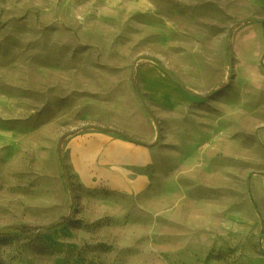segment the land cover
<instances>
[{
  "label": "rangeland",
  "instance_id": "rangeland-1",
  "mask_svg": "<svg viewBox=\"0 0 264 264\" xmlns=\"http://www.w3.org/2000/svg\"><path fill=\"white\" fill-rule=\"evenodd\" d=\"M253 17L252 0H0V264H264V94L232 52ZM112 141L151 151L121 170L142 190L106 176Z\"/></svg>",
  "mask_w": 264,
  "mask_h": 264
},
{
  "label": "crops",
  "instance_id": "crops-1",
  "mask_svg": "<svg viewBox=\"0 0 264 264\" xmlns=\"http://www.w3.org/2000/svg\"><path fill=\"white\" fill-rule=\"evenodd\" d=\"M258 9L264 11V0H252ZM235 56V80L240 85L255 89L260 94H264V26L260 23L248 25L237 32L233 42V51ZM233 55V54H232ZM95 142H105L104 137L99 136ZM113 145H107L110 148L115 146L120 148L123 157L110 158V166L115 169L105 167L106 176L120 177L122 189L136 192L142 190L148 184V178L145 175H138L131 178L121 170H127L126 166L141 167L149 162L152 153L149 149L143 147H131L123 141H112ZM93 145L98 143L92 142ZM125 158H127L125 160ZM98 160L105 162L101 155ZM103 166V164H102ZM128 171V170H127ZM127 178H124V176ZM249 257H245L246 263H253ZM261 258L256 260L257 264H262Z\"/></svg>",
  "mask_w": 264,
  "mask_h": 264
},
{
  "label": "water",
  "instance_id": "water-1",
  "mask_svg": "<svg viewBox=\"0 0 264 264\" xmlns=\"http://www.w3.org/2000/svg\"><path fill=\"white\" fill-rule=\"evenodd\" d=\"M253 21L255 22H259V23H264V18H258V17H253L252 18ZM158 63L161 67V69L174 81H176L177 83L181 84V81L179 79H177L175 77V75L173 74V72L164 64L162 63L160 60H158ZM230 67L231 69L233 68V64H232V55H230Z\"/></svg>",
  "mask_w": 264,
  "mask_h": 264
}]
</instances>
